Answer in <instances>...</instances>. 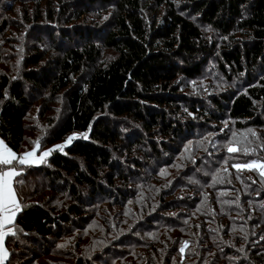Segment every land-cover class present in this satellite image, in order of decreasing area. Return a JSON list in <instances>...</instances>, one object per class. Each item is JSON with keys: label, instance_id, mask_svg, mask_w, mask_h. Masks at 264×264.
I'll use <instances>...</instances> for the list:
<instances>
[{"label": "trees", "instance_id": "1", "mask_svg": "<svg viewBox=\"0 0 264 264\" xmlns=\"http://www.w3.org/2000/svg\"><path fill=\"white\" fill-rule=\"evenodd\" d=\"M28 1L0 0V139L19 156L76 138L14 165L3 264H264V181L233 167L264 163V0ZM210 73L224 88L194 85ZM239 133L247 154L201 143ZM207 161L233 172L212 184Z\"/></svg>", "mask_w": 264, "mask_h": 264}, {"label": "rangeland", "instance_id": "2", "mask_svg": "<svg viewBox=\"0 0 264 264\" xmlns=\"http://www.w3.org/2000/svg\"><path fill=\"white\" fill-rule=\"evenodd\" d=\"M26 1H28V0H26ZM50 0H47V2H49ZM12 3V0H9V3ZM29 2V1H28ZM25 2V1H18L17 3L16 2H13L12 3V7H13V10L11 11V12H5V16H7L8 17V19H10L12 22L14 21V22H16L15 23V25H13L11 28H9L8 29V33H6L7 35H9L10 36V39H12V38H14V36L15 35H20V33L21 32H24V30L25 31H28L27 30V27L26 26H21L20 24L21 23H23V21H22V18L21 17H23V15H22V12H23V10H24V8L25 7H28V6H32L33 5V3H31V2ZM45 3H46V5H47V2L46 1H44ZM44 2H42V4L44 3ZM52 2H54V1H52ZM31 3V5H28V4H30ZM47 7V6H46ZM19 9V10H18ZM17 19H19V21H17ZM13 22V23H14ZM13 46H14V49H13ZM3 47H4V49L7 51V52H12L11 51V48H12V50H13V54H15L14 53V51H16V53H20V51H21V49H22V47H20L19 45H17V44H14V45H12V43H5L4 45H3ZM11 47V48H10ZM7 61H9L10 62V60H7ZM209 62H208V66H207V69L209 68ZM0 67H4V65L3 64H1L0 65ZM208 81H211V84H209V83H207ZM213 82H222L221 81V76L219 75V73H218V76H214L212 73H210V74H205V76H204V79H203V82H201L200 80H199V82H194V85L196 86V87H200V88H206V85H208V86H213L214 87V89H220V88H224L223 86H225V84L224 83H222V85H219V87L215 84V83H213ZM60 106V103L59 102H55L54 104H53V106L52 107H54V109L53 110H51V111H48V112H46L45 113V115L41 118L40 117V120H42V121H44L48 116H53V115H55V112H56V108H58ZM39 107V103H36L35 105H34V108H31L29 111H28V113L26 114L27 115V118H26V120H25V122L26 123H28V122H30V121H32V114L33 115H36V112H37V108ZM228 121H224V122H222L223 123V125H226V123H227ZM253 132H260V130L259 129H251ZM196 131H198V130H196ZM235 132V130L234 131H232V133H234ZM29 135H33V133H29ZM73 135V134H72ZM233 136V135H232ZM246 137H247V133H239V134H237V135H235V137H231V139H230V142H233V145H229L228 143H220V142H218L214 137L209 141V138H210V135H208L207 136V138H206V136H204L203 138H202V140H201V143H203V144H205V146H213L214 144H216V145H214V147H212V149L213 150H224V152H226L225 150H227L228 151V149H229V147H233V148H237L238 149V147H237V145H236V143H238L239 144V149H240V152L241 153H247V152H250L251 151V149H252V147L251 146H249L248 145V140H246ZM65 142V140L64 141H62L61 143H59V144H62V143H64ZM59 144H57V145H59ZM68 145H70V144H68ZM67 145V146H68ZM56 146V145H55ZM66 146V147H67ZM33 148H36V153H35V156H36V158L37 159H39V157H40V155L44 152V151H47V150H49V149H53L54 148V146H49L48 148H43V149H41L42 147H40L38 144H36V145H33V146H31V144H30V142H25L23 145H22V149L24 150L23 151V154L25 153V152H31L32 150H33ZM237 152V151H236ZM252 162H256L257 164H259V163H261V162H257V161H249L248 163H252ZM248 163H245V164H248ZM39 163H37V164H34V165H38ZM206 165V174H207V177H209L210 178V182L212 183V184H214V183H216L217 181H218V176L219 175H221L224 171L226 172V173H232L233 172V170H231L229 167H221L220 165H215V164H213V163H210V162H206L205 163ZM182 167H183V165H181V164H179L177 161H176V163L174 164V165H172V166H170V167H166V169H165V171H167L166 173H167V176H166V178H168V180H171V179H173L174 177H176V176H178V174L181 172V170H182ZM259 172H261L262 170H264V169H260V168H256ZM255 169V170H256ZM250 170V169H249ZM237 172H240V171H237ZM236 175L237 174H233V177L234 178H236ZM262 179H263V181H264V177H261ZM187 180H189L190 182H192V184L193 183H195V186H197L198 184H200V183H198L199 181H198V179L197 178H195V176L193 175V174H190V176L189 177H187L186 178ZM237 183L238 184H240L241 182L240 181H237ZM180 192L181 193H184V192H186V190L185 189H181L180 188ZM223 193L225 194V192L223 191ZM140 201V200H139ZM245 202H248V201H245ZM77 231H75V233H76ZM125 248H129L128 246L127 247H125ZM54 256V255H53ZM53 256H50L49 258L52 260L53 258H56V257H53ZM55 256H58V255H55ZM76 256H79V255H76ZM47 259H44V258H42V259H39V260H37L38 261V264H48V261H46ZM50 263V262H49ZM50 264H52V263H50Z\"/></svg>", "mask_w": 264, "mask_h": 264}, {"label": "snow or ice", "instance_id": "3", "mask_svg": "<svg viewBox=\"0 0 264 264\" xmlns=\"http://www.w3.org/2000/svg\"><path fill=\"white\" fill-rule=\"evenodd\" d=\"M75 138L76 134L68 136L64 143L54 146L53 149L44 151L39 159L35 156L36 148H33L31 152H25L18 156L4 143V141L0 140V165L4 166L0 168V253H2L0 254V264H3V261L6 260L8 256L7 250L3 248L4 238L7 235L15 234L11 226L14 224L15 216L22 210L13 187L14 183H20V181H15L14 178L22 175V169L18 171L14 165L30 166L44 162L45 158L50 155L52 151H63V149ZM84 138H87L86 135ZM228 151L236 152L238 149L229 147ZM233 167L236 169L250 170L256 168L264 169V163L257 164L256 162H252L248 164H235ZM260 175L264 177V170L260 172ZM5 228H7V231H3ZM181 251H183V249H181Z\"/></svg>", "mask_w": 264, "mask_h": 264}, {"label": "crops", "instance_id": "4", "mask_svg": "<svg viewBox=\"0 0 264 264\" xmlns=\"http://www.w3.org/2000/svg\"><path fill=\"white\" fill-rule=\"evenodd\" d=\"M1 140V139H0ZM12 150V149H11ZM13 151V150H12ZM14 152V151H13ZM15 179V178H14ZM13 187H14V185H13ZM15 190V189H14ZM16 193V192H15ZM17 195V194H16ZM18 198V197H17ZM16 217H17V215L15 216V218H14V221H15V219H16ZM12 227V229H13V225L11 226ZM3 231H7V228H5V229H3ZM5 239H6V236H5V238H4V242H5ZM4 242H3V248L5 249L6 247H5V244H4ZM7 250V249H6ZM7 253H8V251H7ZM0 254H2V253H0ZM5 261V260H4ZM3 261V262H4Z\"/></svg>", "mask_w": 264, "mask_h": 264}]
</instances>
